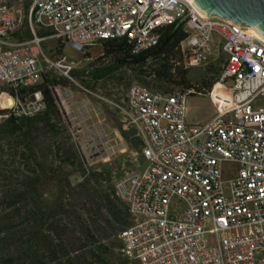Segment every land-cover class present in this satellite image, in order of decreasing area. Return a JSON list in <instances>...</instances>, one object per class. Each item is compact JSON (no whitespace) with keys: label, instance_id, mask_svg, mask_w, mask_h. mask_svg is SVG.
Segmentation results:
<instances>
[{"label":"built area","instance_id":"built-area-1","mask_svg":"<svg viewBox=\"0 0 264 264\" xmlns=\"http://www.w3.org/2000/svg\"><path fill=\"white\" fill-rule=\"evenodd\" d=\"M27 2V3H26ZM181 23L186 69L224 62L205 90L216 106L206 124L188 125L186 97L133 84L113 107L140 142L131 169L114 177L115 197L130 224L119 234L134 264H264V40L250 27L207 16L185 0H26L0 6V124L45 109L43 64L67 74L66 56L50 61L46 40L78 52L123 38L132 53ZM28 32L29 37L17 36ZM47 31V34H40ZM237 164L233 177L222 166Z\"/></svg>","mask_w":264,"mask_h":264},{"label":"trees","instance_id":"trees-1","mask_svg":"<svg viewBox=\"0 0 264 264\" xmlns=\"http://www.w3.org/2000/svg\"><path fill=\"white\" fill-rule=\"evenodd\" d=\"M159 43L141 53H132L123 38L102 40L108 65L96 70L98 80L116 70H125L144 87L162 92L178 88L189 95L203 94L215 83L208 71L193 78L183 67L179 43L185 33L176 22L158 30ZM219 73V72H218ZM196 79L202 86H194ZM69 80L43 71L41 89L45 109L32 118L9 117L4 133L14 137L22 149L26 169L18 183L0 196V264H134L122 252L120 232L130 224L127 207L114 195L113 186L104 183L103 172L90 171L84 176L78 151L72 144L57 139L61 135L59 100L55 90L67 87ZM64 121L66 119L64 117ZM50 132L49 146L41 163L38 143ZM125 138L129 133L123 132ZM135 145L139 140L133 137ZM79 167L81 181L70 175ZM74 167V168H73ZM44 186L51 190L44 196Z\"/></svg>","mask_w":264,"mask_h":264},{"label":"rangeland","instance_id":"rangeland-1","mask_svg":"<svg viewBox=\"0 0 264 264\" xmlns=\"http://www.w3.org/2000/svg\"><path fill=\"white\" fill-rule=\"evenodd\" d=\"M20 37L27 38V32H23ZM43 53L50 61L57 59L58 56H66L73 65V68L65 74L58 68L50 67L47 63L43 64L44 71L64 76L69 80L67 87H59L55 90L60 114H63L60 118L61 123L58 124L61 135L57 139L62 143H71L74 150L78 151L77 160L82 163L84 176L90 171L103 172L108 177L104 185L112 186L115 176L133 167V158L137 157L140 160L137 155L140 144L135 145L133 141L135 135L132 130L122 127L113 103L125 98L133 84L143 85L125 70H116L95 80L93 73L109 63L102 53L100 44L81 53L69 43L49 39L43 44ZM179 62L182 63V56ZM223 62L224 56L220 52L215 61L203 68H191L189 73L193 78H197L205 71L209 72V77L217 76ZM192 84L202 86L196 79ZM255 105L264 106V100H257ZM216 113V106L206 93L187 95L185 119L188 125L206 124L215 117ZM3 129L4 122L0 124V196L11 185L18 183L21 172L26 169V160L22 157L20 145L12 135L4 133ZM123 132L129 133V137L125 138ZM49 138L50 132L44 134L37 148V156L46 166L49 163H46L43 156L47 153ZM71 168V166L67 167L68 170H73L70 180L81 181L83 171H80L79 167ZM236 169L237 164L225 163L222 166L223 178L225 180L232 178ZM43 192L44 196H48L51 190L44 186Z\"/></svg>","mask_w":264,"mask_h":264},{"label":"water","instance_id":"water-1","mask_svg":"<svg viewBox=\"0 0 264 264\" xmlns=\"http://www.w3.org/2000/svg\"><path fill=\"white\" fill-rule=\"evenodd\" d=\"M207 16L253 28L264 38V0H193Z\"/></svg>","mask_w":264,"mask_h":264},{"label":"bare ground","instance_id":"bare-ground-1","mask_svg":"<svg viewBox=\"0 0 264 264\" xmlns=\"http://www.w3.org/2000/svg\"><path fill=\"white\" fill-rule=\"evenodd\" d=\"M26 0H0V6L2 7H9V6H13V5H18L19 3L21 2H24ZM185 2L187 4H190L192 5L193 7H197L195 4H194V1L193 0H185ZM252 31L254 32V34L261 40H264V38L259 34L257 33L253 28H251Z\"/></svg>","mask_w":264,"mask_h":264},{"label":"crops","instance_id":"crops-1","mask_svg":"<svg viewBox=\"0 0 264 264\" xmlns=\"http://www.w3.org/2000/svg\"><path fill=\"white\" fill-rule=\"evenodd\" d=\"M26 32H27V31H26ZM47 33H48L47 31H42V32H40V34H44V35L47 34ZM27 34H28V37H29V33H28V32H27ZM20 36H22V34L19 35V36H17V38L20 39V40H24V39H27V38H28V37H27V38H24V37H20Z\"/></svg>","mask_w":264,"mask_h":264}]
</instances>
